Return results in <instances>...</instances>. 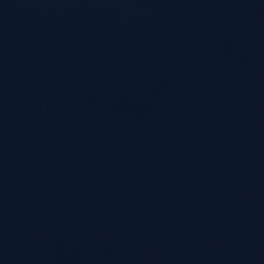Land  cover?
<instances>
[{
    "label": "water",
    "instance_id": "95a60500",
    "mask_svg": "<svg viewBox=\"0 0 264 264\" xmlns=\"http://www.w3.org/2000/svg\"><path fill=\"white\" fill-rule=\"evenodd\" d=\"M0 264H264V0H0Z\"/></svg>",
    "mask_w": 264,
    "mask_h": 264
}]
</instances>
